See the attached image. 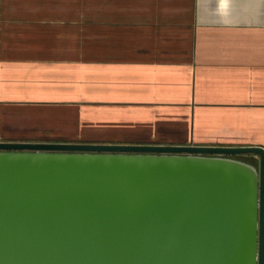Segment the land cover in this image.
<instances>
[{"label": "crops", "instance_id": "crops-1", "mask_svg": "<svg viewBox=\"0 0 264 264\" xmlns=\"http://www.w3.org/2000/svg\"><path fill=\"white\" fill-rule=\"evenodd\" d=\"M88 3L0 0V142L264 149V0Z\"/></svg>", "mask_w": 264, "mask_h": 264}, {"label": "water", "instance_id": "water-1", "mask_svg": "<svg viewBox=\"0 0 264 264\" xmlns=\"http://www.w3.org/2000/svg\"><path fill=\"white\" fill-rule=\"evenodd\" d=\"M0 264H264V149L0 142Z\"/></svg>", "mask_w": 264, "mask_h": 264}, {"label": "rangeland", "instance_id": "rangeland-1", "mask_svg": "<svg viewBox=\"0 0 264 264\" xmlns=\"http://www.w3.org/2000/svg\"><path fill=\"white\" fill-rule=\"evenodd\" d=\"M88 4H89V7H88V10H89V13L88 14H90L91 12H94V0H88ZM91 44L93 45L94 44V39H91V40H89V46H91ZM90 49V48H89ZM78 55V54H77ZM76 54H74L73 53V60L72 61H75L74 60V58H78V57H76L77 56ZM238 159H241V160H250V159H248L247 157H243V156H241V157H237ZM246 158V159H245Z\"/></svg>", "mask_w": 264, "mask_h": 264}]
</instances>
